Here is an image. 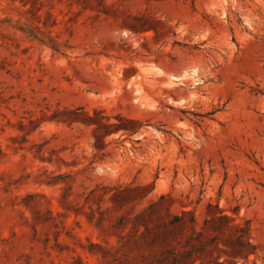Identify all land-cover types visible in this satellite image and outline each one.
<instances>
[{"label": "rangeland", "instance_id": "374dc122", "mask_svg": "<svg viewBox=\"0 0 264 264\" xmlns=\"http://www.w3.org/2000/svg\"><path fill=\"white\" fill-rule=\"evenodd\" d=\"M162 195L264 264V0H0V264H143Z\"/></svg>", "mask_w": 264, "mask_h": 264}, {"label": "trees", "instance_id": "16d2710c", "mask_svg": "<svg viewBox=\"0 0 264 264\" xmlns=\"http://www.w3.org/2000/svg\"><path fill=\"white\" fill-rule=\"evenodd\" d=\"M149 29H153L156 38L158 30ZM31 37L37 38L34 34H31ZM95 113L98 114L97 111ZM57 118L54 116L52 119ZM102 119L88 117L86 123H97L98 127H113V131L123 129L135 132L137 130V128L126 126V123H133V121L122 116H116L121 124H105ZM106 120L109 121L110 118L107 117ZM62 121L72 124L78 120L71 118V120ZM102 149L103 147L99 148V150ZM172 202L173 199L162 195L158 201L149 206L152 212H160L161 208H166V219L160 213V220L156 223L154 234L147 241L153 250L149 255H142L143 264H239L241 259L247 260L250 255L256 254L257 246L250 241L249 228L233 224L234 220L223 215V211L217 206L216 212H212L211 204L208 206L210 218H205L203 225L200 226L202 230L199 231V221L195 211L182 210L179 214L172 213L170 211ZM167 203H170L169 206H166ZM210 229L213 233H209ZM226 230H233L234 237L225 238Z\"/></svg>", "mask_w": 264, "mask_h": 264}]
</instances>
